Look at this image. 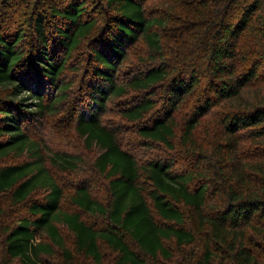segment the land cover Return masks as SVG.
<instances>
[{"label": "trees", "instance_id": "16d2710c", "mask_svg": "<svg viewBox=\"0 0 264 264\" xmlns=\"http://www.w3.org/2000/svg\"><path fill=\"white\" fill-rule=\"evenodd\" d=\"M0 264H264V0H0Z\"/></svg>", "mask_w": 264, "mask_h": 264}, {"label": "rangeland", "instance_id": "374dc122", "mask_svg": "<svg viewBox=\"0 0 264 264\" xmlns=\"http://www.w3.org/2000/svg\"><path fill=\"white\" fill-rule=\"evenodd\" d=\"M114 117H117V116H114Z\"/></svg>", "mask_w": 264, "mask_h": 264}]
</instances>
